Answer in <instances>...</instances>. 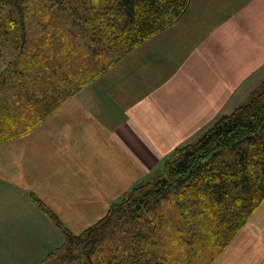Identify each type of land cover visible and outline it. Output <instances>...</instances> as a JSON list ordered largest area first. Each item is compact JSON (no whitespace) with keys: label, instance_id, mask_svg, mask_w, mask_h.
Returning a JSON list of instances; mask_svg holds the SVG:
<instances>
[{"label":"crops","instance_id":"0c3cea01","mask_svg":"<svg viewBox=\"0 0 264 264\" xmlns=\"http://www.w3.org/2000/svg\"><path fill=\"white\" fill-rule=\"evenodd\" d=\"M263 79L264 0H189L35 127L0 142V264H39ZM210 264H264V199Z\"/></svg>","mask_w":264,"mask_h":264},{"label":"trees","instance_id":"16d2710c","mask_svg":"<svg viewBox=\"0 0 264 264\" xmlns=\"http://www.w3.org/2000/svg\"><path fill=\"white\" fill-rule=\"evenodd\" d=\"M51 1L60 4L56 12L72 17L77 31L75 37L70 30L62 33L67 35L59 42V55L45 36L34 43L28 40L30 5L23 0H0V142L35 127L131 48L177 20L189 3ZM175 151L150 185L126 192L121 202L112 203L81 234L65 231L64 251L57 257H71L73 245L82 250L90 247V256L94 245L117 228L124 229L130 220L116 252L101 250L100 264L213 262L264 199V79L246 103L220 116L197 140ZM173 196L177 221L157 211L146 214ZM179 221L192 229L197 223L201 229L186 232ZM196 243L204 249L202 259L197 249L190 254L185 247Z\"/></svg>","mask_w":264,"mask_h":264},{"label":"rangeland","instance_id":"374dc122","mask_svg":"<svg viewBox=\"0 0 264 264\" xmlns=\"http://www.w3.org/2000/svg\"><path fill=\"white\" fill-rule=\"evenodd\" d=\"M23 2H25L27 5H30V10L32 9L30 11L31 16L29 18V24L32 25H30L31 28L28 34V40L34 43L39 39V36L40 38H43L45 36L46 38H48V41L53 44V45L50 44V47L55 48L56 55H59L57 54L59 52L58 51L59 42H64L66 37L65 35H67L62 33H67L66 31L70 30L71 34L69 35L75 37L74 32H77L76 29L72 27V21H73L72 17L67 16L66 15L67 13L56 12L59 9L60 4L53 3L51 0H23ZM62 4L67 5L66 3H62ZM6 6L8 7V5ZM46 26H48L47 29ZM78 54H80V52ZM88 61L94 62V60H91L90 58L88 59ZM175 152H174V156H175ZM161 172L162 170L155 176H151L150 178H146L142 180L140 183L133 186L129 191H131L133 188L136 191V189H138V186L139 188L140 187L144 188L150 185V183L156 178V176H159ZM175 198L176 197L173 196L172 200L170 198V200L160 201L159 203H156V205L153 208L147 210L146 214L151 216V214L157 211L159 214L168 215L171 217V219L177 221L178 212L173 206L174 204L173 202L175 201ZM121 200L122 197L118 201H116L115 204L121 202ZM179 223L181 224V228H183V230L186 232L194 229H197V231H199L201 229L197 223L196 225L193 226L194 227L193 229L191 228V225L184 226L183 225L184 223L180 221ZM130 224L131 222L130 220H128V222L125 225H123V228L126 230L130 226ZM124 229L117 228L116 230H114L115 231L114 234L107 235L104 237V239L102 238L103 239L102 241L94 245L95 247L92 250L90 256H87V253L91 250L90 247L84 248L82 250L78 246L73 245L69 253L71 257L66 258L65 260L58 258L57 257L58 254L64 251L62 250L63 248L61 247L59 250L56 251L57 253L49 254V257L46 256L39 264H100L98 260L99 258H103L102 255L103 251L101 250L107 249L110 252H116L115 250L118 246L119 240L124 237L123 235ZM169 233H171V231H169ZM185 247L188 248L187 250H189L190 254L197 249L198 250L197 253L198 254L201 253L200 254L201 259L203 258L204 249L202 246L201 248H199L198 243L194 244L193 246H185Z\"/></svg>","mask_w":264,"mask_h":264}]
</instances>
